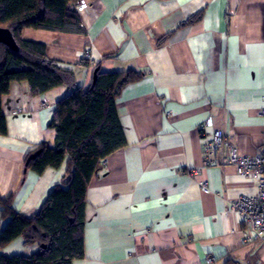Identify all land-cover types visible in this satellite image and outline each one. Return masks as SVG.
<instances>
[{"label":"crops","instance_id":"obj_1","mask_svg":"<svg viewBox=\"0 0 264 264\" xmlns=\"http://www.w3.org/2000/svg\"><path fill=\"white\" fill-rule=\"evenodd\" d=\"M81 1L84 33L23 28L21 39L43 43L46 56L71 70L83 90L96 65L144 75L115 99L126 144L88 185L84 255L72 264H221L228 256L264 264V243L241 242V218L227 206L254 196L257 186L226 163L224 150L206 166L200 135L210 118L239 156H253L262 142L264 0ZM198 12L199 21L183 25ZM70 91L59 85L31 96L26 82H12L1 99L0 199L11 196L18 213L35 212L64 173L65 162L24 172V160L40 143L53 145L48 124ZM35 251L17 238L0 253Z\"/></svg>","mask_w":264,"mask_h":264},{"label":"trees","instance_id":"obj_2","mask_svg":"<svg viewBox=\"0 0 264 264\" xmlns=\"http://www.w3.org/2000/svg\"><path fill=\"white\" fill-rule=\"evenodd\" d=\"M80 0H0V28L10 31L16 47L0 42V135L6 134V119L1 99L12 82H26L31 96H38L59 85L71 91L58 100L48 127L54 131V143H40L24 160V172L41 174L46 168H58L65 162L59 184L41 206L31 214L12 208V197L0 199V250L17 238L25 246H36L29 256H6L0 264H72L84 255L86 191L98 176L103 160L125 146L126 141L115 99L122 87L144 74L134 70L100 72L95 66L94 79L86 90L77 87L74 73L61 68L46 56L45 45L23 40V28L63 33H84L72 5ZM198 12L183 25L195 24ZM88 65V60H83ZM39 150L32 159L28 157ZM221 264H240L229 256Z\"/></svg>","mask_w":264,"mask_h":264},{"label":"built area","instance_id":"obj_3","mask_svg":"<svg viewBox=\"0 0 264 264\" xmlns=\"http://www.w3.org/2000/svg\"><path fill=\"white\" fill-rule=\"evenodd\" d=\"M83 1H78L72 8L81 9ZM84 59L89 60V51L85 50ZM264 117V109L261 111ZM212 120L207 118L201 122L200 132L204 164L206 166L217 164L216 155L220 150L225 151L227 164L236 167L238 173L249 179L257 186L254 196H239L227 205L230 210L236 212L242 221V241L246 245L257 242L264 243V128L263 139L253 156H239L231 139L224 137L220 130L212 128ZM211 129L210 133L208 130ZM201 193H207L208 187L205 181L199 182ZM208 261H212L210 258Z\"/></svg>","mask_w":264,"mask_h":264},{"label":"water","instance_id":"obj_4","mask_svg":"<svg viewBox=\"0 0 264 264\" xmlns=\"http://www.w3.org/2000/svg\"><path fill=\"white\" fill-rule=\"evenodd\" d=\"M0 42L4 43L5 45L10 47L11 49H14L16 47L15 41H14L10 31L6 28H0ZM95 72L96 71L93 72V78L92 79H94ZM38 153H39V150L35 151L34 153H32L28 157V159L34 158Z\"/></svg>","mask_w":264,"mask_h":264}]
</instances>
